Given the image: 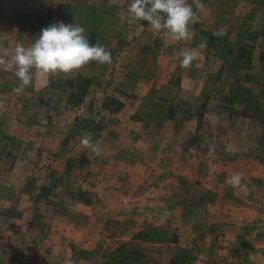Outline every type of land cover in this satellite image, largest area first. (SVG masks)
Instances as JSON below:
<instances>
[{"label": "crops", "instance_id": "crops-1", "mask_svg": "<svg viewBox=\"0 0 264 264\" xmlns=\"http://www.w3.org/2000/svg\"><path fill=\"white\" fill-rule=\"evenodd\" d=\"M130 3L0 0L13 45L76 22L112 53L19 92L0 70V264H264V0H202L189 42L122 20Z\"/></svg>", "mask_w": 264, "mask_h": 264}, {"label": "clouds", "instance_id": "clouds-1", "mask_svg": "<svg viewBox=\"0 0 264 264\" xmlns=\"http://www.w3.org/2000/svg\"><path fill=\"white\" fill-rule=\"evenodd\" d=\"M118 0H109L114 5ZM195 5V10L193 8ZM205 11L202 0H131L128 5L127 19L131 22L145 20L149 22V29L164 40L173 42H189L194 37L192 25L200 21V15ZM143 27V26H142ZM224 36L226 30L214 35ZM207 42L202 40L197 48H181L175 53L179 66L190 69L193 62L200 59V53L206 50ZM100 65L112 63V53L99 42L91 43L86 30L79 23L53 22L40 30L39 36L30 46L23 43H11L10 33L0 32V70L13 72L20 84L16 91H23L32 85L34 78L42 86H46L49 76L64 74L68 76L78 72L91 62ZM81 145L100 157L103 155L101 147L94 143L92 134L86 133L80 140ZM208 148L207 154L214 156L215 145H202ZM230 155H235L237 148L229 145L225 149ZM93 157H88L91 160ZM244 174L233 173L226 183L248 195L251 189L244 183ZM129 197H124L123 203L127 205ZM66 264H74L68 260Z\"/></svg>", "mask_w": 264, "mask_h": 264}, {"label": "trees", "instance_id": "trees-1", "mask_svg": "<svg viewBox=\"0 0 264 264\" xmlns=\"http://www.w3.org/2000/svg\"><path fill=\"white\" fill-rule=\"evenodd\" d=\"M126 264H130V263L127 262Z\"/></svg>", "mask_w": 264, "mask_h": 264}]
</instances>
